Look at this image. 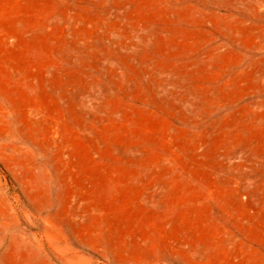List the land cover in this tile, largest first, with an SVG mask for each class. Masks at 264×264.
Here are the masks:
<instances>
[{"label": "rangeland", "instance_id": "374dc122", "mask_svg": "<svg viewBox=\"0 0 264 264\" xmlns=\"http://www.w3.org/2000/svg\"><path fill=\"white\" fill-rule=\"evenodd\" d=\"M0 264H264V0H0Z\"/></svg>", "mask_w": 264, "mask_h": 264}]
</instances>
